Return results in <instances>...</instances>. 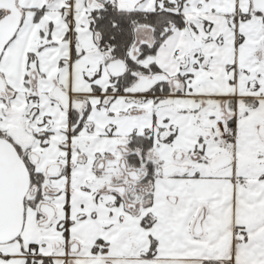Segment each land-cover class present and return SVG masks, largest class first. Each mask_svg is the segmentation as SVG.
<instances>
[{
    "label": "snow or ice",
    "instance_id": "1",
    "mask_svg": "<svg viewBox=\"0 0 264 264\" xmlns=\"http://www.w3.org/2000/svg\"><path fill=\"white\" fill-rule=\"evenodd\" d=\"M0 264H264V0H0Z\"/></svg>",
    "mask_w": 264,
    "mask_h": 264
}]
</instances>
